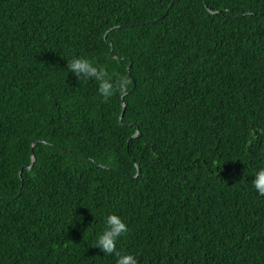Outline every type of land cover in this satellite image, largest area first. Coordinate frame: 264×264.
<instances>
[{"label":"trees","instance_id":"trees-1","mask_svg":"<svg viewBox=\"0 0 264 264\" xmlns=\"http://www.w3.org/2000/svg\"><path fill=\"white\" fill-rule=\"evenodd\" d=\"M261 167L264 0H0V264H264Z\"/></svg>","mask_w":264,"mask_h":264},{"label":"clouds","instance_id":"clouds-1","mask_svg":"<svg viewBox=\"0 0 264 264\" xmlns=\"http://www.w3.org/2000/svg\"><path fill=\"white\" fill-rule=\"evenodd\" d=\"M64 70L82 82H95L97 94L104 101L116 95H127L131 87L127 75L110 74L105 67L83 56H71L66 60ZM251 187L258 195L264 196V167L255 170ZM102 224L103 227L96 233L92 247L98 248L103 256L115 257L114 264H138L134 255L117 249L118 241L129 231L124 220L115 213H108L103 215Z\"/></svg>","mask_w":264,"mask_h":264},{"label":"water","instance_id":"water-1","mask_svg":"<svg viewBox=\"0 0 264 264\" xmlns=\"http://www.w3.org/2000/svg\"><path fill=\"white\" fill-rule=\"evenodd\" d=\"M112 55H113V54H112ZM122 104H123V108H122V112H121V114H120V116H119V121H120V122H121V119H122V117H123V112H124V109H125V104H124L123 101H122ZM39 141H40V140H37V141L33 142V145H35V144L38 143ZM43 142H44V141H43ZM34 159H35V158H34V155H33V153L31 152V161H30V164L27 165V166H25V168H27V169H31ZM21 170H22V169L19 170V173L21 172Z\"/></svg>","mask_w":264,"mask_h":264}]
</instances>
